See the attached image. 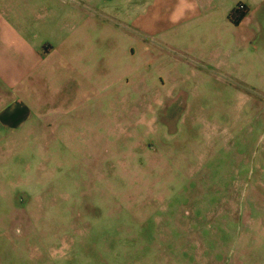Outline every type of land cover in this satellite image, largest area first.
<instances>
[{
  "label": "rangeland",
  "instance_id": "obj_1",
  "mask_svg": "<svg viewBox=\"0 0 264 264\" xmlns=\"http://www.w3.org/2000/svg\"><path fill=\"white\" fill-rule=\"evenodd\" d=\"M60 1L126 85L0 137V264H264V28L239 0Z\"/></svg>",
  "mask_w": 264,
  "mask_h": 264
},
{
  "label": "crops",
  "instance_id": "obj_2",
  "mask_svg": "<svg viewBox=\"0 0 264 264\" xmlns=\"http://www.w3.org/2000/svg\"><path fill=\"white\" fill-rule=\"evenodd\" d=\"M253 1H237L247 9L239 23L232 24L227 17L231 26L244 28L242 39L253 38L255 27L264 28V0ZM78 6L87 9L85 4L63 1L47 6L44 0H0V137L30 131L31 123L42 124L56 117L57 110L61 115L62 94L68 90L101 84L112 90L116 84L118 88L126 85L125 72L112 74L105 55L96 54L93 14L78 16ZM98 26L103 34L100 22ZM123 54L127 55L125 49ZM108 118L97 120L109 123ZM101 129L110 132L105 125Z\"/></svg>",
  "mask_w": 264,
  "mask_h": 264
},
{
  "label": "trees",
  "instance_id": "obj_3",
  "mask_svg": "<svg viewBox=\"0 0 264 264\" xmlns=\"http://www.w3.org/2000/svg\"><path fill=\"white\" fill-rule=\"evenodd\" d=\"M246 6L242 3L236 5L234 9H232L228 15V19L232 24H237L242 20V18L246 14Z\"/></svg>",
  "mask_w": 264,
  "mask_h": 264
}]
</instances>
